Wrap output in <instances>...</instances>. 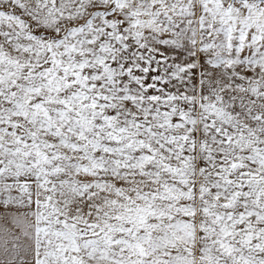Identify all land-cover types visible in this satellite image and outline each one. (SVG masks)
<instances>
[{
  "label": "snow or ice",
  "instance_id": "1",
  "mask_svg": "<svg viewBox=\"0 0 264 264\" xmlns=\"http://www.w3.org/2000/svg\"><path fill=\"white\" fill-rule=\"evenodd\" d=\"M0 264H264V0H0Z\"/></svg>",
  "mask_w": 264,
  "mask_h": 264
}]
</instances>
